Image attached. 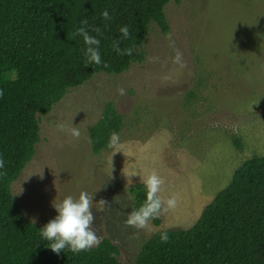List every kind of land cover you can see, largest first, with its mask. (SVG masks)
<instances>
[{"label": "rangeland", "instance_id": "1", "mask_svg": "<svg viewBox=\"0 0 264 264\" xmlns=\"http://www.w3.org/2000/svg\"><path fill=\"white\" fill-rule=\"evenodd\" d=\"M165 12L169 31L152 24L142 62L96 74L40 116L36 154L12 184L26 218L41 226L57 214L53 203L93 194L99 240L112 239L131 263L157 231L191 227L245 161L264 156V0H173ZM109 102L122 117L113 132L122 150L95 153L90 129ZM153 171L177 207L159 225L128 227V186Z\"/></svg>", "mask_w": 264, "mask_h": 264}, {"label": "trees", "instance_id": "2", "mask_svg": "<svg viewBox=\"0 0 264 264\" xmlns=\"http://www.w3.org/2000/svg\"><path fill=\"white\" fill-rule=\"evenodd\" d=\"M173 0H0V264H264V156L245 161L231 182L203 208L189 228L157 231L134 263L119 258L109 237L87 252L54 253L41 236L43 226L24 215L12 184L36 154L41 139L40 116L65 94L96 74H120L145 58L143 46L153 23L169 31L165 8ZM179 2L180 0H174ZM107 9L111 20L101 13ZM99 26L102 63L85 66L83 38H70L81 21ZM127 26L123 39L119 29ZM132 47L118 55L113 42ZM104 64L108 66L105 67ZM121 114L112 102L90 129L95 153L108 147L120 130ZM133 209L146 199L143 183L128 186ZM161 224V216L153 219ZM167 232L170 241L161 243Z\"/></svg>", "mask_w": 264, "mask_h": 264}, {"label": "clouds", "instance_id": "3", "mask_svg": "<svg viewBox=\"0 0 264 264\" xmlns=\"http://www.w3.org/2000/svg\"><path fill=\"white\" fill-rule=\"evenodd\" d=\"M101 18L104 21L111 20V16L107 9L102 11ZM81 25V27L77 28V30L71 34L70 38L75 39L77 36L83 38L84 44L86 45L84 49L86 57L84 62L85 66L92 64L100 65L102 63L99 51L100 40L97 36H93L90 33L95 32L98 35L102 34L101 29L99 26L89 25L86 19L81 21ZM119 31L123 39L129 38L130 33L126 25L121 26ZM120 43V40H115L113 42L112 46L114 51L122 56L131 55L133 48H121ZM104 66L107 67L108 65L104 64ZM119 93L120 95H124V89H119ZM3 95V90H0V97ZM58 130L76 139H79L81 136V132L78 128H69L64 124L58 125ZM108 147L115 149L113 153L117 150H122L118 133L111 134ZM4 167L5 160L0 156V169H4ZM6 174V171L0 172V175ZM134 174H136V172L131 175ZM139 175L140 181H142L146 189V199L138 209L132 210L127 215L125 224L128 227L143 230L148 227L151 220L158 219L162 213L175 209L178 204V196L173 194L167 199L161 196L164 179L157 172L153 171L147 175H141L139 173ZM21 192L22 191L17 194ZM93 201V194H89L87 191H81L78 197L68 195L62 201L53 203V207L57 214L41 228V236L44 240L49 242L47 246L54 253L59 255L61 251L67 249L73 254H78L80 252H87L99 245V237L93 229V224L96 219L93 211ZM100 201L101 204H108L105 200ZM160 241L161 243H168L170 241V237L166 231L161 233Z\"/></svg>", "mask_w": 264, "mask_h": 264}]
</instances>
